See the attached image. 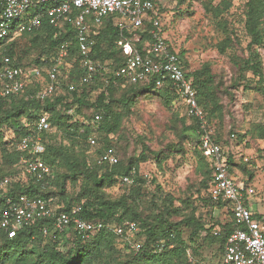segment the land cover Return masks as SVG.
<instances>
[{"label": "trees", "instance_id": "16d2710c", "mask_svg": "<svg viewBox=\"0 0 264 264\" xmlns=\"http://www.w3.org/2000/svg\"><path fill=\"white\" fill-rule=\"evenodd\" d=\"M151 1L155 3V0ZM177 1L179 6H185L194 0ZM205 7L224 33V40L218 46L222 53L238 40L233 24L236 22L235 15L240 16L249 37V54L241 60L239 81L243 80L245 88L264 98V85L260 77L264 62L256 50L264 48L263 0H244L243 4L240 0L236 3L221 0L217 5L210 1ZM239 10L241 12L236 14ZM226 14L232 16L233 24ZM154 18L158 16L151 14L142 28L129 30H121L117 26L116 15L107 16L101 25L88 21L91 35L96 40L92 58L97 64L109 65L110 69L98 72L90 84L82 82L85 73L80 65L76 29L68 22L54 27L44 18L38 31L17 36L9 42L0 40V71L3 56H9L12 64L23 71L40 70V75L29 78L18 95L0 97V180L12 178L8 195L53 198L57 215L81 207L79 216L90 223L122 226L126 221L135 222L139 231L132 242L142 243L137 251L127 237H119L108 229L97 231L89 237L81 236L74 224L60 233L54 226V219H45L24 226L13 236L0 228V264H192V255L203 245H217L222 258L226 240L237 225L233 204L222 198L214 199L210 194L214 171L212 162L200 146L203 130L199 121L187 114L182 118L176 117L175 128L182 145H170L168 151L185 153L183 144H191L199 161L201 181L195 192L180 200L181 207L174 206V198L168 195V205H164L165 209L152 217L145 215L140 208V200L145 196L148 185V180L140 174V167L149 161V154H153L159 165L167 155L164 152H150L142 143L139 155L127 157L124 146L114 144L110 138L113 135L123 141V124L141 97H157L168 108L175 101L181 102L168 81L162 87L156 86V78L136 84L121 79L117 84L112 82L113 73L127 63L128 57L123 51L127 41L139 35L141 40L135 43L136 49L143 56L152 57V31L157 29L166 39L161 24L155 28ZM166 41L179 56L187 78L192 81L199 105L206 113L212 140L222 147L229 158L230 172L238 175L247 187H253V172L248 168L250 161H245L246 157L241 156V162H238V156L228 146L233 139L239 140L238 144H246V137L251 133L241 135L234 130L226 132L223 127L225 106L211 65L207 63L198 70H192L186 52L178 50L168 39ZM67 43L70 45L69 57L61 67L56 89L44 99L37 97L50 85L49 69L61 46ZM248 73L252 75L251 80L246 77ZM70 87H74V90L71 91ZM44 115L48 117L50 129L43 134L45 151L41 159L51 168L53 177L45 181L22 178L19 172L22 154L12 144L27 134L26 124H34ZM97 116L100 120L91 124ZM257 130L259 136L264 138L263 127H257ZM7 133L14 135L9 141L5 140ZM90 138L96 139L97 144L90 145ZM96 146L98 148L90 153L91 148ZM110 147L115 149L119 159L116 165L100 161ZM133 170L134 176L131 175ZM239 171L245 177H241ZM127 176L133 177V183L126 185L129 186L128 191L118 197L110 196L108 190L122 184V179ZM151 182L155 183V179ZM197 203L211 210H223L228 218L208 226L196 216ZM247 207L255 219L264 217L255 204L247 203ZM46 227L48 234L43 231ZM184 227L190 230L187 240L184 238ZM216 230L220 231V236L214 235ZM160 241H165L166 248L157 251ZM120 245L126 254L119 252Z\"/></svg>", "mask_w": 264, "mask_h": 264}, {"label": "built area", "instance_id": "2783aa9c", "mask_svg": "<svg viewBox=\"0 0 264 264\" xmlns=\"http://www.w3.org/2000/svg\"><path fill=\"white\" fill-rule=\"evenodd\" d=\"M229 1L236 3L238 0ZM151 14H155V4L151 0H0V40L9 42L17 36L38 31L44 18L54 27L68 22L76 29L80 65L85 73L82 82L90 84L98 72H107L110 69L109 65L97 64L92 58L96 40L91 35L88 21L101 25L104 18L116 15L117 26L121 30H129L142 28ZM154 26L160 27L158 18H154ZM140 40L141 37L136 35L124 45L127 63L113 73L112 82L117 84L121 79L136 84L156 78V86L162 87L168 81L185 106L186 114L199 121L203 130L199 139L200 146L212 162L214 171L211 196L214 199L228 200L233 204L237 228L226 240L221 264H264V217L260 220L255 219L251 209L247 207V203L251 205V197L255 190L253 187H247L238 175L230 172L229 158L222 147L212 140L206 113L199 105L197 92L192 81L187 78L177 53L171 50L157 29L152 31L150 49L152 57H145L136 49L135 43ZM69 47L68 43L61 46L48 72L51 83L44 91L39 92L37 97L44 99L56 89L61 67L69 57ZM259 52L264 62V48H260ZM2 63L0 97L3 98L18 95L25 88L29 78L40 75L39 69L23 71L16 67L9 56H3ZM260 77L264 85V68ZM70 90H74V87H70ZM98 120L99 116L91 124L94 125ZM25 127L27 134L12 144L15 150L22 154L19 167L21 177L37 181L52 178L51 168L41 159L45 151L43 134L50 129L48 117L41 116L36 123L26 124ZM89 143L92 146L97 144L94 138H90ZM100 161L110 165L118 164L115 149L108 148ZM245 161L250 159L246 157ZM131 175H135V170ZM132 176L124 177L122 184L131 185ZM11 181L12 178L0 180V228L10 232L11 236L24 226L45 219H54V226L60 233L67 230L71 224H74L79 235L85 237L108 229L119 237H127L133 249L140 250L142 243L132 242L139 231L137 223L126 221L122 226L90 223L79 216L82 212L81 207L73 208L70 213L61 212L57 215L53 198H33L24 194L9 196L8 187ZM43 231L44 234H48L49 230L46 227ZM214 235L220 236L221 233L216 230ZM165 248V241L157 243V251Z\"/></svg>", "mask_w": 264, "mask_h": 264}, {"label": "rangeland", "instance_id": "374dc122", "mask_svg": "<svg viewBox=\"0 0 264 264\" xmlns=\"http://www.w3.org/2000/svg\"><path fill=\"white\" fill-rule=\"evenodd\" d=\"M210 1L217 5L221 0H194L185 6H179L177 0H155V14L159 18L166 39L178 50L186 52L192 70H198L207 63L211 65L212 73L216 76V82L222 92L221 99L225 106L223 127L226 132L234 130L241 135L251 133L246 137V144H238L239 140L233 139L228 146L238 156V162H241V156L250 159L248 168L253 172L252 186L255 190L251 204H255L264 214V138L259 136L257 130V127L264 129V98L255 91L245 88L243 80L239 81L241 60L247 58L249 54L247 50L249 37L245 33L240 16L235 15L234 23L232 16L226 14L228 20L234 23L238 40L222 53L218 46L224 40V33L212 15L206 11L205 4H209ZM243 2L244 0H240L241 4ZM240 12L239 10L236 14ZM256 50L259 52L260 49ZM246 77L251 80V73ZM185 114V108L180 101H175L168 108L157 97L143 96L123 124V141L113 135L110 137L114 144L124 146L127 157L139 155L142 143L150 152H164L167 155L159 165L153 154H149L151 157L149 161L140 167V174L148 180L145 196L140 200V208L147 216L152 217L165 209L164 205H168L166 203L168 195L174 198V206L181 207L180 200L195 192L201 181L198 173L199 161L191 144H183L185 153L168 151L170 145H182V140L177 136L175 118H182ZM11 138L12 135L7 133L5 140L9 141ZM96 148L98 146L91 148L90 153ZM239 174L245 177L240 171ZM153 179L155 183L151 182ZM128 188L129 186L119 183L109 189L108 193L112 197H118L127 192ZM196 205L197 218H202L208 226L228 218L223 210H211L200 203ZM183 231L187 240L190 230L184 227ZM118 249L121 254H126L122 245ZM192 260V264H219L221 252L217 245H203L192 255Z\"/></svg>", "mask_w": 264, "mask_h": 264}]
</instances>
